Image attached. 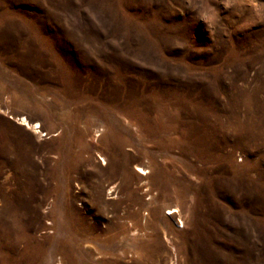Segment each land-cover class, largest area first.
<instances>
[{"label":"rangeland","instance_id":"obj_1","mask_svg":"<svg viewBox=\"0 0 264 264\" xmlns=\"http://www.w3.org/2000/svg\"><path fill=\"white\" fill-rule=\"evenodd\" d=\"M0 264H264V0H0Z\"/></svg>","mask_w":264,"mask_h":264},{"label":"bare ground","instance_id":"obj_2","mask_svg":"<svg viewBox=\"0 0 264 264\" xmlns=\"http://www.w3.org/2000/svg\"><path fill=\"white\" fill-rule=\"evenodd\" d=\"M233 125V124H232ZM242 125H243V123H242ZM232 127V126H231ZM234 128V127H233ZM242 126L240 125V123H238V125H236L235 126V132L236 133H238V134H242L243 135V132H242ZM249 130V129H248ZM250 131V130H249ZM248 132V131H247ZM247 134V133H246ZM257 135V134H256ZM251 135H249V137H250ZM255 138H256V136H254L253 137V139H252V141L254 142L255 141ZM145 170L144 169H141V172H140V174L141 175H145ZM176 211L177 210H174V211H172V212H170V214H173V213H176ZM114 227V226H113ZM123 227V226H122ZM110 242H111V240H109ZM2 252V251H1ZM139 259V258H138ZM2 260V259H1ZM6 260V259H5ZM67 260H69V261H72V257H71V254L67 251ZM4 262V261H3ZM118 263V262H117Z\"/></svg>","mask_w":264,"mask_h":264}]
</instances>
